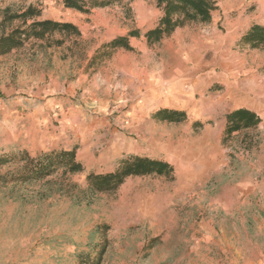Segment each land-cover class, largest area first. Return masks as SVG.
<instances>
[{
	"label": "rangeland",
	"instance_id": "374dc122",
	"mask_svg": "<svg viewBox=\"0 0 264 264\" xmlns=\"http://www.w3.org/2000/svg\"><path fill=\"white\" fill-rule=\"evenodd\" d=\"M215 1L211 22L187 23L147 45L143 34L162 14L155 0H122L89 13L61 0H0V34L22 26L7 17L29 5L41 11L38 19L80 31L30 38L0 57V155L69 150L77 137L60 128L63 111L94 98L109 103L89 115L97 118V146L87 157L93 168L27 183L10 180L13 165L0 168V264H264V48L241 41L249 25H264V0ZM132 30L140 33L130 39L132 51L95 54ZM179 64L176 73L171 66ZM209 72L216 81L191 90L192 78ZM157 87L186 119L130 115V105ZM231 94L260 105L261 121L224 139L229 111L221 108ZM214 95L215 113L204 114ZM58 103L63 110L52 108ZM213 124L223 130L218 156L207 163L193 145ZM112 144L115 157L105 154ZM133 145L140 152H131ZM130 154L171 158L174 177L130 176L114 191H87L88 173L112 171Z\"/></svg>",
	"mask_w": 264,
	"mask_h": 264
},
{
	"label": "trees",
	"instance_id": "16d2710c",
	"mask_svg": "<svg viewBox=\"0 0 264 264\" xmlns=\"http://www.w3.org/2000/svg\"><path fill=\"white\" fill-rule=\"evenodd\" d=\"M122 0H61L65 8L89 13L97 7H105L120 3ZM162 14L157 24L143 34L147 45H153L169 37L177 28L192 22L208 23L212 12L216 9L215 0H155ZM41 11L33 5L27 6L20 13L7 17L8 20L19 18L22 26L12 29L9 33L0 34V56L18 48L30 38L45 39L55 32L79 35L80 31L71 22L53 19H38ZM31 20L30 23L28 21ZM138 30L127 35H118L97 49L95 54L105 48L110 51L123 49L132 51L130 39L139 37ZM241 41L252 48H264V25L252 23L241 36ZM93 62V58L91 59ZM159 121L179 122L186 119V113L176 108H161L154 113ZM224 139L236 131L255 128L260 123L259 115L249 108H237L225 115ZM13 165L10 180L15 183H27L42 180L52 174L62 176L83 172L82 164L76 158V148L69 150H48L32 156L27 151H13L0 155V168ZM174 167L166 159L130 154L115 167L104 173H88L86 189L91 194L111 192L118 188L127 177L158 175L174 177Z\"/></svg>",
	"mask_w": 264,
	"mask_h": 264
},
{
	"label": "crops",
	"instance_id": "0c3cea01",
	"mask_svg": "<svg viewBox=\"0 0 264 264\" xmlns=\"http://www.w3.org/2000/svg\"><path fill=\"white\" fill-rule=\"evenodd\" d=\"M212 20V18H211ZM211 22V21H210ZM15 50L13 49L11 52H14ZM174 53L176 54V57H180L183 55L181 53L180 48L173 49ZM2 57V55L0 56ZM173 70H177V72H181V70L184 68V64H179V65H174L171 66ZM193 70H196L197 67L192 66ZM198 70V68H197ZM196 70V71H197ZM180 79L183 77L181 75H178ZM216 75H212L211 72L209 73H201L199 75L196 74L192 79L195 80L196 83H194V86H192L191 90H195L198 88H201L203 85H207L208 83H212L216 81ZM183 79V78H182ZM79 80V78H78ZM191 82V80L189 81ZM231 85H233L231 83ZM228 90L226 94H228ZM224 94L222 97L224 98L226 96ZM218 98L220 99V95H214L210 96L207 101L208 102H213V105L208 109V111L204 112V114H214V110H216L217 106V100ZM222 98V99H223ZM112 102V100H110ZM224 107L221 108L222 113H226L227 111H231L237 108H249L256 113L261 111V106L258 105L257 103L250 102L248 97L246 95H233L229 97V99H223ZM108 102L98 100L97 98L91 100V102H84L81 101L79 104H75L74 106H70L69 108L65 109L64 116L61 118L60 122V128L62 130H71L73 133L76 134V141L71 143L70 148L75 147L76 148V158L77 160L86 167L93 168L92 167V161L90 158H87L88 155H90V150L94 149V141L92 140L94 136L91 137V135L96 131V126H97V118L96 119H90L89 115H100L102 112H106L108 108ZM216 105V106H215ZM63 110L61 103H58L55 105V107L52 108H59ZM170 107L169 104V99H168V92L166 88H159L157 87L156 89L150 90L149 93L145 95V98L142 100L136 99L135 103L130 105V115L131 116H138V115H150L151 113L156 112L157 110L161 108H168ZM264 114V113H263ZM80 115V116H79ZM78 117V119H77ZM80 117V118H79ZM105 118V117H104ZM106 120V119H104ZM105 124H108V121H105ZM111 129V128H108ZM223 130V124H213L209 125L205 129L206 133V139L200 138L197 140L196 143L197 145L195 148L194 153L196 152L198 156L202 159L208 162H213L215 158L218 156V151L217 149L220 147V136ZM109 144V143H108ZM108 144L105 145V147L108 146ZM131 152H140V150L137 149L136 145L131 146ZM53 147H50V149ZM101 149H103L101 147ZM183 152L182 154H185V156H188L189 153L185 152L184 153V148L182 147ZM119 152L118 147L116 144H112L111 147L107 149V152L105 154H110V156L115 157L117 153ZM193 153V152H192ZM166 160L170 162L171 164H174L172 159L165 156ZM199 168H201V164L198 165ZM176 169V167L174 166ZM95 171V168L92 169Z\"/></svg>",
	"mask_w": 264,
	"mask_h": 264
}]
</instances>
